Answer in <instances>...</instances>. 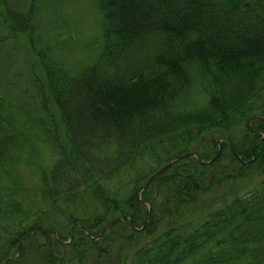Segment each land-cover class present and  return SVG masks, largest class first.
Returning a JSON list of instances; mask_svg holds the SVG:
<instances>
[{
    "label": "trees",
    "instance_id": "obj_1",
    "mask_svg": "<svg viewBox=\"0 0 264 264\" xmlns=\"http://www.w3.org/2000/svg\"><path fill=\"white\" fill-rule=\"evenodd\" d=\"M77 1L93 42L42 27L41 0H0V264H264V0ZM35 136L56 158L26 191ZM221 138L240 159L222 141L137 198Z\"/></svg>",
    "mask_w": 264,
    "mask_h": 264
},
{
    "label": "rangeland",
    "instance_id": "obj_2",
    "mask_svg": "<svg viewBox=\"0 0 264 264\" xmlns=\"http://www.w3.org/2000/svg\"><path fill=\"white\" fill-rule=\"evenodd\" d=\"M43 4L40 5L45 9H41L44 12H49L48 16L46 13L41 16V26L45 27L48 26L49 29L52 30L57 35H66V37H71L76 41H88L93 42L94 38L96 37L97 30L95 29L96 24V15L94 16V12L90 11L85 5H77L78 1L74 0H41ZM49 2L55 5L54 9H47L49 7ZM79 7V8H78ZM62 32V33H61ZM77 43L73 46V48L68 53L67 60L68 61H77V59L83 58L86 55V52H83V49L80 45V53L76 48ZM194 70V69H193ZM202 79L200 76L195 75L194 78V86H193V94L194 100L196 98L197 104H203L205 102L204 96L200 93V84L202 83ZM53 148L48 145L47 143L42 142L36 136L31 137L28 139V144L25 149H21L19 152L15 166L14 177L15 180L18 179L19 183H21L22 188L24 190H31L37 187L39 183V172L40 166L54 160L56 158L55 153L52 151ZM16 159V158H15ZM154 164L153 162H151ZM119 175V174H118ZM254 175H248L245 179H242L239 182V191L244 188L250 182H253ZM262 175H259L256 179H259ZM108 185L111 188L118 189L122 188V182L126 181L125 178H121L120 176L117 177H109ZM83 189V188H82ZM23 191V190H21ZM242 191V190H241ZM25 192V191H24ZM229 197V196H228ZM189 214L194 213V210L189 208ZM197 214V212L195 213ZM118 221H124L121 217H119ZM139 229V228H135ZM121 244V240L117 241V246ZM28 255V253H27ZM127 254L122 253L121 255V263L128 264L125 257ZM21 264H24L23 262Z\"/></svg>",
    "mask_w": 264,
    "mask_h": 264
},
{
    "label": "water",
    "instance_id": "obj_3",
    "mask_svg": "<svg viewBox=\"0 0 264 264\" xmlns=\"http://www.w3.org/2000/svg\"><path fill=\"white\" fill-rule=\"evenodd\" d=\"M261 118H262V117H261ZM261 118H260V119H261ZM256 119H259V118H256ZM189 155H195V156L197 157V160L200 162V159H199L197 153H188V154H185V155L182 156V157L189 156ZM216 156H217V155H216ZM216 156H214L211 160H213ZM171 164H172V161L168 162V163L165 164L162 168H160L155 174H153V175L148 179V181H146V183H145L143 186L140 187L139 192H140L143 188H145V187L148 185L149 180H150L152 177H154L155 175L160 174L161 172H163V171H164L165 169H167ZM113 223H114V221H111L108 225L111 226Z\"/></svg>",
    "mask_w": 264,
    "mask_h": 264
},
{
    "label": "flooded vegetation",
    "instance_id": "obj_4",
    "mask_svg": "<svg viewBox=\"0 0 264 264\" xmlns=\"http://www.w3.org/2000/svg\"><path fill=\"white\" fill-rule=\"evenodd\" d=\"M220 149H221V146H220Z\"/></svg>",
    "mask_w": 264,
    "mask_h": 264
}]
</instances>
